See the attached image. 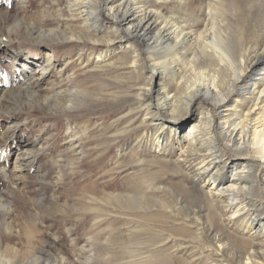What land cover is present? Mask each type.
Wrapping results in <instances>:
<instances>
[{
	"label": "rangeland",
	"instance_id": "obj_1",
	"mask_svg": "<svg viewBox=\"0 0 264 264\" xmlns=\"http://www.w3.org/2000/svg\"><path fill=\"white\" fill-rule=\"evenodd\" d=\"M107 1L94 4L102 27L95 37L84 33L67 0H0V264H221L220 256L210 251L213 210L184 172L161 164L162 155L177 159L179 135L173 132V142L167 136L157 150L149 140L154 126H142L143 114L134 110L137 84L151 72H136L131 66L134 51L146 58L144 44L128 37L122 27L115 32L114 20L102 9ZM160 1L144 0L145 9L159 10L181 27L191 23V14L204 18L212 3ZM215 1L221 4V20L237 30L245 26L252 40L264 39V0ZM29 26L55 33L38 39ZM120 34L125 43L106 42ZM92 51L89 61L86 55ZM103 84L126 92L133 86V96L126 103L102 99ZM68 86L75 91L76 108L47 104L54 91ZM203 104L212 108L205 100ZM260 108L264 97L252 126L263 120ZM224 110L230 115L234 107ZM67 131L73 135L70 142ZM188 131L186 127L182 134ZM163 132L167 135L169 129ZM139 136L146 142L139 144ZM234 154L225 151L219 159L228 167L225 174L231 175V166L242 161ZM255 164L262 181L264 160ZM194 165L191 161V168ZM9 174L13 181L6 180ZM252 177L249 173L244 181H257ZM128 196L145 199L148 205L125 209L119 202Z\"/></svg>",
	"mask_w": 264,
	"mask_h": 264
},
{
	"label": "bare ground",
	"instance_id": "obj_2",
	"mask_svg": "<svg viewBox=\"0 0 264 264\" xmlns=\"http://www.w3.org/2000/svg\"><path fill=\"white\" fill-rule=\"evenodd\" d=\"M67 1L72 17L81 20L84 33L91 35L92 32L98 37L102 27L100 9L94 5L97 0ZM163 1L166 2H160ZM210 1L208 11L202 15L204 18L197 19L191 14V23H183L182 27L159 10L150 8L147 11L144 0H109L102 9L114 20L115 32H120L122 27L128 37L144 44L146 58L143 60L142 53L134 51L129 61L136 72L147 68L151 74L137 84L132 104L134 110L143 114L141 125L146 129L154 126L149 140L157 150L164 147L167 136L173 142V132L179 135L177 159L171 161L162 155L161 164L179 173L184 172L185 179L197 186L201 199L213 210L210 215L212 223L208 226L214 242L210 251L220 256L221 264H264V178L259 181L260 168L255 164L264 160V117L257 121V125H251L264 97V39L252 40L245 26L237 30L225 19L221 20V4ZM245 7L248 11L254 8L251 5ZM27 29L38 39L55 33L52 29L40 30L39 26ZM71 36L75 37L74 34ZM95 37L89 41L93 42ZM124 40L120 34L106 42L120 45L125 43ZM95 42H98L97 38ZM94 52L86 55L89 61ZM79 54L83 59L81 51ZM101 54L103 56L102 51ZM46 59L50 64L49 54ZM103 86L102 99L126 103L129 95L133 96V86L126 88L127 92L109 84ZM74 92L69 86L64 91L60 88L53 92V97L47 98V104L63 110L74 109ZM204 100L211 103L212 108L206 107ZM231 106L234 112L225 115L223 110ZM259 110L264 113V108ZM192 112L195 115L186 120V114ZM122 119L120 117L119 121ZM186 127L189 131L183 135ZM166 128L169 129L167 135L162 133ZM85 129L87 127L83 128L84 132ZM67 135L68 142L73 140L72 132L67 131ZM219 138L221 146L218 145ZM137 141L139 144L146 142L145 136L137 137ZM139 148L136 147L135 151ZM225 151L242 158L239 164L231 166V175L225 174L228 167L219 163ZM191 161L195 163L192 168ZM2 169L8 175L6 168ZM237 169L239 171L235 172ZM249 173L257 181L246 183L244 179ZM6 180L13 181L10 174ZM128 197L130 199L119 202L125 209L130 210L131 205L140 210L148 205L145 199ZM215 219L218 224L214 223ZM215 229L219 230L217 234Z\"/></svg>",
	"mask_w": 264,
	"mask_h": 264
}]
</instances>
